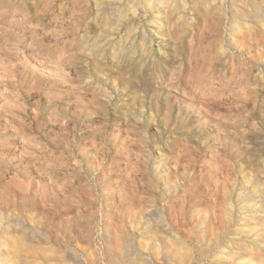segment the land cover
<instances>
[{"label": "rangeland", "instance_id": "1", "mask_svg": "<svg viewBox=\"0 0 264 264\" xmlns=\"http://www.w3.org/2000/svg\"><path fill=\"white\" fill-rule=\"evenodd\" d=\"M97 1L0 0V264H154L147 225L259 213L264 0Z\"/></svg>", "mask_w": 264, "mask_h": 264}, {"label": "bare ground", "instance_id": "2", "mask_svg": "<svg viewBox=\"0 0 264 264\" xmlns=\"http://www.w3.org/2000/svg\"><path fill=\"white\" fill-rule=\"evenodd\" d=\"M97 1V0H96ZM100 1H102V0H100ZM158 1H161V0H158ZM167 1V0H166ZM172 1V0H171ZM174 1V3H175V0H173ZM98 2V1H97ZM162 2H164V1H161L160 3H158L159 5H162V4H166V3H162ZM178 2H179V0H178ZM168 3V2H167ZM98 4V3H97ZM170 4V3H169ZM173 5V4H172ZM177 4H175V6H176ZM163 6V5H162ZM170 7H172L171 5H169ZM174 6V7H175ZM164 7V6H163ZM166 9H167V7H166ZM175 9V8H174ZM177 9V8H176ZM163 10H164V8H163ZM169 10V9H168ZM165 11H167V10H165ZM171 11V10H170ZM258 13V12H257ZM167 16V15H166ZM106 19V18H105ZM161 161V160H160ZM159 162V161H158ZM159 165V164H158ZM158 165H156V167H157V170H158ZM161 166V165H160ZM160 169V168H159ZM155 170H156V168H155ZM159 171V170H158ZM162 171V170H161ZM163 172V171H162ZM159 173H161L160 171H159ZM162 175V174H161ZM160 175V176H161ZM159 176V175H158ZM264 178V177H263ZM261 181V180H260ZM260 181H257V183L258 184H260L261 183V186H258L257 187V185L258 184H256V180H255V183L254 184H252V186L254 185H256V187H253L252 189H250V193L252 192V194L253 195H257L258 196V198L259 199H261V202L259 203V205L257 206L256 205V201H254V200H256L257 198H255V199H252L251 200V198L249 199V201H248V203L249 204H246L247 206L248 205H250V207H249V210H250V208H253V206H254V208H256L257 209V211L256 212H259V213H252V215H250V217H251V222L250 221H248V222H250L249 223V225L247 226V227H241L243 224V222H244V220H246L247 219V217H246V219H245V217L243 218L242 217V215H240L239 214V216H240V218H243V222H241V226H239V225H236L235 227H230L231 225H230V223L232 222V221H229V219H231L230 218V216H229V214L227 213H225L227 210H225V215L223 214V217H222V222H220V224H222V228H224L222 231H221V234H218V235H216L215 234V230H217V233H218V230L219 229H216L215 228V230L214 229H212V234H210V235H206V234H204L203 233V231L204 230H202L203 229V227H202V225L204 224H200L201 225V227H202V229H201V227H200V231H199V233L197 234L196 233V235L197 236H195L194 237V245H192V246H189L188 244H186L184 241H182V240H178V239H173L172 238V236H171V238H165L164 237V235L166 234V232L164 233V235H162V233H158L157 232V227H158V225L156 224H154L155 225V228L154 229H156L155 231L152 229L153 228V226L151 225V228H150V225H147V227L145 228V226L143 227V229L145 230V233H144V236H146V239H147V241H146V243H145V240H144V245H142V250L144 251V252H146L148 255H154V254H156L158 257H159V255L160 254H162L161 256H160V258L158 259H153L152 258V256H151V258L153 259V261L155 260L156 262H157V260H160L159 262H153L154 264H193L194 263V261H193V259L196 261V255L198 256V259H199V262H204L205 263V261H209V264H264V183H263V181H264V179H263V181L262 182H260ZM245 182L246 181H244V184H245ZM249 183H251V181H248ZM247 182V183H248ZM243 184V185H244ZM243 185H242V187H243ZM246 186H247V184H245ZM246 186H245V188H246ZM251 186V187H252ZM249 187V186H248ZM250 188V187H249ZM242 189V188H241ZM241 189H240V192L241 193H238V194H236V195H238L239 196V194H240V197L241 198H243V196H245V195H249L248 193L249 192H247V191H249V189H245V190H243V191H241ZM226 194H228V193H226ZM252 194H250V195H252ZM249 195V196H250ZM226 196V195H225ZM228 197V196H227ZM226 197V198H227ZM245 197H247V196H245ZM246 200H247V198H246ZM237 201H238V199H237ZM239 203V202H238ZM257 204H258V202H257ZM227 205H229L228 203H227ZM252 206V207H251ZM201 207V206H200ZM200 207H199V211H200ZM231 207V206H230ZM239 207V206H238ZM228 209H230L229 207H227ZM243 208V207H242ZM247 207H245V209H246ZM258 208H261V210L262 211H258ZM197 210H198V207L196 208ZM203 209V208H202ZM231 209H232V207H231ZM241 209V208H240ZM239 209V210H240ZM245 209H243V211L245 210ZM195 210V208L193 209V211ZM239 210H236V211H239ZM242 210V209H241ZM247 210V209H246ZM249 210H247L248 212H249ZM148 211V210H147ZM146 211V213L148 214V216H150L149 215V213H150V211L149 212H147ZM222 211H223V209H222ZM222 211H220V212H222ZM230 211V210H229ZM232 211V210H231ZM253 211V210H252ZM255 211V210H254ZM192 212V211H191ZM196 212V211H195ZM202 212V211H201ZM208 212V211H207ZM240 212V211H239ZM145 213V214H146ZM204 213H205V209H204ZM203 213V214H204ZM213 213V212H212ZM216 213V212H215ZM244 213H246L247 214V212L245 211ZM196 214V213H195ZM203 214L202 213H200L199 215H200V217H203ZM214 214V213H213ZM212 214V215H213ZM221 214V213H220ZM219 214V216H221ZM233 214H235V213H233ZM249 214V213H248ZM205 215V214H204ZM211 215V216H212ZM215 215H217V213L215 214ZM147 216V215H146ZM210 215H209V217L208 218H210L211 217ZM218 216V219L220 218ZM235 216H236V214H235ZM234 216V217H235ZM246 216V215H245ZM248 216V215H247ZM155 217V216H154ZM159 217V216H158ZM215 216H213V218H214ZM237 217H238V213H237ZM160 218V217H159ZM194 218V217H193ZM205 217H203V220H205V219H208V218H205ZM212 218V217H211ZM217 218V217H216ZM147 219V218H146ZM161 219V218H160ZM200 219H202V218H200ZM199 218L197 219V220H200ZM250 219V218H249ZM248 219V220H249ZM151 218L149 219V221L151 222ZM157 220V219H156ZM196 220V221H197ZM208 220H210V219H208ZM232 220V219H231ZM144 221V220H143ZM163 221V220H162ZM219 221H221V219H219L218 220V222ZM242 221V220H241ZM146 222H148V221H146ZM159 222V221H158ZM157 222V223H158ZM161 222V221H160ZM208 222V221H207ZM211 222H212V219H211ZM211 222H208V223H210L211 224ZM217 222V220H216V224L218 223ZM234 222V221H233ZM232 222V223H233ZM145 223V222H144ZM155 223V222H154ZM163 223V222H162ZM199 223H200V221H199ZM205 223H206V221H205ZM214 223V222H213ZM245 223V222H244ZM150 224V223H149ZM194 224V223H193ZM209 224V225H210ZM219 224V223H218ZM220 224L218 225V227L220 226ZM144 225V224H143ZM161 225V224H160ZM199 225V226H200ZM205 225V224H204ZM208 224H207V227L209 226ZM213 225H215V224H213ZM213 225H211V227L213 226ZM157 226V227H156ZM163 226V225H162ZM165 226V225H164ZM163 226V227H164ZM217 226V225H216ZM244 226V225H243ZM161 227V226H160ZM207 227H204V228H207ZM210 227V228H211ZM159 228V227H158ZM193 228H195V225H194V227ZM192 228V229H193ZM209 228V229H210ZM213 228H214V226H213ZM143 229H142V231H143ZM163 229V228H162ZM169 229V228H168ZM167 229V230H168ZM199 229V228H198ZM208 229V230H209ZM170 231V230H169ZM195 231V230H194ZM206 231V230H205ZM210 231V230H209ZM161 232V231H160ZM190 232V231H189ZM196 232V231H195ZM171 233V232H170ZM173 233V232H172ZM191 233V232H190ZM193 233V232H192ZM175 234V233H174ZM187 234V233H186ZM185 234V235H186ZM207 234H208V232H207ZM168 235V234H167ZM182 235H184V234H182ZM184 235V236H185ZM191 235V234H190ZM141 236H143V234L141 235ZM143 236V237H144ZM166 236V235H165ZM184 236H183V238H184ZM169 237V236H168ZM179 237V236H178ZM186 237V236H185ZM189 238V237H188ZM193 238V237H192ZM221 238H223L224 239V242L225 243H222V244H225L226 246L225 247H223V249L222 248H220L221 249V251L219 252L218 250H220V249H218V250H216L217 248H218V243H219V241H220V239ZM20 239V238H19ZM181 239V238H180ZM187 239V237L185 238V240ZM222 239V240H223ZM23 240V239H22ZM21 240V241H22ZM190 240V239H189ZM21 241H19L18 242V245H20V242ZM143 241V240H142ZM191 241V240H190ZM22 243V245H23V242H21ZM142 243V242H141ZM116 244H118V243H116ZM139 244V243H138ZM21 245V246H22ZM126 245V244H125ZM135 245V244H134ZM141 245V244H140ZM117 246V245H116ZM115 246V247H116ZM120 246V245H119ZM119 246H117L118 248H120ZM20 247V246H19ZM24 247V246H23ZM114 247V248H115ZM126 247V246H125ZM130 247V246H129ZM129 247H128V249H129ZM135 248V247H134ZM134 248H132V250L134 249ZM34 249V248H33ZM33 249H32V251H33ZM124 249V248H123ZM126 249V248H125ZM128 249H126V250H128ZM25 250V249H24ZM30 250V249H29ZM115 251H120L119 249H114ZM122 250V249H121ZM137 250V249H136ZM135 250V251H136ZM142 250H141V252H142ZM215 250L216 251H218L219 252V254H218V252L216 253V254H218V255H215L214 254V252H215ZM31 251V252H32ZM34 251H35V249H34ZM34 251H33V253H34ZM114 251V252H115ZM125 251V250H124ZM123 251V252H124ZM138 251V250H137ZM140 251V250H139ZM130 252H131V250H130ZM134 252V251H133ZM143 252V253H144ZM42 253V252H41ZM120 253V254H119ZM119 253H117L119 256H121L122 258H116L114 261H112L111 260V262L109 263V264H121V261H123V264H125L126 262H128V256L126 257V255L124 254V253H121V251L119 252ZM126 253H127V251H126ZM137 253V252H136ZM49 255L50 254H52L51 252L50 253H48ZM47 254V252H46V255H48ZM129 254V253H128ZM40 255V254H39ZM42 255V254H41ZM53 255H55V254H53ZM53 255H51L52 256V258L53 257H57V255H55V256H53ZM131 255H134V254H131ZM137 255H139V254H137ZM136 255V256H137ZM147 255V256H148ZM135 256V257H136ZM46 257H49V256H46ZM111 258L113 257V256H110ZM117 257V256H116ZM132 257V256H131ZM130 257V258H131ZM140 257V256H139ZM49 258H51V257H49ZM58 258H60L59 256H58ZM113 258H115V253H114V257ZM112 258V259H113ZM146 258H148V257H146ZM155 258H156V256H155ZM48 259V258H47ZM121 259V260H120ZM133 259H134V257H133ZM132 259V260H133ZM136 259V258H135ZM152 259H151V261H152ZM24 260V259H23ZM130 260V259H129ZM148 260V259H147ZM21 261H22V259H21ZM30 261V260H29ZM53 261V260H52ZM110 261V260H109ZM149 261H150V259H149ZM48 262H50V261H48ZM134 262V261H133ZM138 262H141L140 260L138 261ZM144 262H146V260L145 259H142V263L141 264H143ZM206 262V263H207ZM27 262H25V264H26ZM47 263V262H46ZM135 263H136V261H135ZM151 264H152V262H150ZM201 263V264H202ZM33 264V263H32ZM48 264V263H47ZM50 264V263H49ZM53 264V263H52ZM129 264H132V263H129ZM137 264V263H136ZM146 264H148V263H146ZM208 264V263H207Z\"/></svg>", "mask_w": 264, "mask_h": 264}]
</instances>
